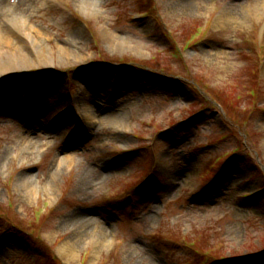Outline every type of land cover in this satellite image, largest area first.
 Segmentation results:
<instances>
[{
    "label": "rangeland",
    "instance_id": "374dc122",
    "mask_svg": "<svg viewBox=\"0 0 264 264\" xmlns=\"http://www.w3.org/2000/svg\"><path fill=\"white\" fill-rule=\"evenodd\" d=\"M35 1L43 40L57 52L78 30L82 50L72 49L86 56L45 66L31 49L37 67L0 79V104L15 88L21 106L0 111V264H264V0ZM135 12L149 16L134 22ZM85 88L99 108L125 111L124 124H88ZM65 104L58 120L69 124L47 133L41 124ZM21 137L46 152L22 154ZM25 174L41 182L34 198L19 189ZM108 229L95 254L93 234ZM77 239L67 260L60 248Z\"/></svg>",
    "mask_w": 264,
    "mask_h": 264
},
{
    "label": "bare ground",
    "instance_id": "6f19581e",
    "mask_svg": "<svg viewBox=\"0 0 264 264\" xmlns=\"http://www.w3.org/2000/svg\"><path fill=\"white\" fill-rule=\"evenodd\" d=\"M54 1H57V3H61L60 2L61 0H54ZM87 3L89 7H92L93 5L92 2L90 1L85 2L84 0L80 1V7L87 6ZM8 4L11 6L9 7ZM14 4L18 5L17 8L14 6ZM14 4H10L8 0H0V79L4 76H7V77L17 76V75H20V73L23 71L29 72L31 68L37 67V65L35 64V61L30 58V48L29 47L35 48V51L39 54L45 66L54 65L56 59H58L59 61L65 62L67 59H70L72 57L77 58V59L78 58L82 59V57L86 56L84 52H82L80 56V53L77 54L75 49H72V46H75L76 48L82 50L83 43L77 42L79 39H77L75 44L72 42L73 37L76 34L79 36V33H77L79 32L78 30L76 32L75 31L70 32L67 39H64L58 42L59 46H58V51L56 52L50 47V45H48L46 41L43 40L42 37L45 34L44 29L35 23L34 24L30 23L31 17L28 14H30L33 9L36 10V9L41 8V7L36 6V1L34 2V0H15ZM26 7H28L27 11H25ZM90 9L91 8L86 9V10L89 11ZM97 12H98V9L96 8V13ZM34 13L35 12H33V14ZM254 13L257 16H260L262 14V12L260 11V7H258L257 10L254 11ZM232 17L234 16H232V14L230 13L222 15L218 21V24H219L218 28H226L227 25H229L228 23ZM80 34H81L80 37L84 35L82 31H80ZM103 35L105 36V40L108 45L113 47L116 43H119L117 41H119L118 39L120 38V36L116 32L109 30L108 28H103ZM127 44L131 48V50L137 51L134 46H132L129 43ZM114 48H116V46ZM54 54H55V57L56 55H59L58 58H55ZM101 79H103V76L101 77ZM108 84L110 86V80H108ZM119 87H120V82L117 86H115L116 88L115 95H117ZM45 89H46L45 90L46 93H48L50 90H52L51 92H56V90H53L54 87L52 85H48L47 88ZM5 91L6 93H8L7 96L15 95L17 92V89L14 88L13 90H5ZM82 94H83V96L81 97L82 101L80 100L81 109H85L84 110V113L86 116L85 119L87 120L88 124L92 123V121L95 118L96 119L98 118L97 119L98 122L102 120L107 125L108 124H111V125L120 124L121 125L122 123L124 124V119H125L124 116H126L125 111H121L120 109H117L116 107H113L112 109H109V110H107V108L103 110L98 107V104L96 103V101L88 98V95H90V92L86 88L84 89V92ZM54 95L56 94L53 93L51 96H54ZM15 98H16V95H15ZM37 102L38 101L35 98L31 102L33 116H32V119L29 118L30 127H35L37 125H40ZM92 104L94 108L91 107ZM8 107H9L8 103H3L2 101V103L0 104V108H1L0 111ZM18 107H20V105L16 106V108ZM76 120L72 118L71 121L74 122ZM67 121L58 120V122L56 123L49 122V123H42L41 125H42V128L45 129L47 133L49 130H52L53 132H58V131L61 132L63 128H65L69 124ZM83 133H84L83 139L86 136H91L92 128L88 127L84 129ZM21 138L22 140H21L19 147L22 148L20 149V152L22 154H24L28 150L34 149L35 145H37L36 143L35 144L28 143L27 139L24 137H21ZM63 162L66 163V165L69 164V166H72V163H74L75 160L71 158L70 156H65ZM95 173L96 172H94V174ZM40 187H41V182L38 181L36 179V176L32 174H25L21 176L19 179V189L22 190L24 194L28 193L26 195L29 197L34 198L36 196V193L39 191ZM73 220H76L75 216H71L68 219H66L64 221V224H67V223L72 224V222H74ZM76 222H78V220H76ZM85 222H87V220L86 221L81 220L79 224L84 225ZM78 227L80 229V226ZM102 230L104 229L101 228V230L99 231H102ZM109 230L110 229H108L107 231H104L102 234L103 235L102 237L101 236L97 237L96 234H93L92 237L99 240V242L96 240L94 243V245L96 246L95 251H94L95 254H98L101 251V249L105 248L104 242L107 240V237H109L107 235H110ZM78 242H79V239L75 241H67L63 243L62 247L60 248V252L67 260L74 259L78 255L79 250H80V247L78 246Z\"/></svg>",
    "mask_w": 264,
    "mask_h": 264
}]
</instances>
